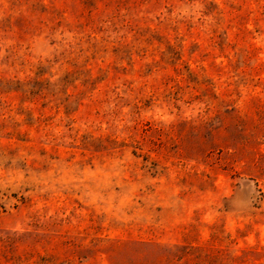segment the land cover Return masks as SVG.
<instances>
[{
    "label": "rangeland",
    "instance_id": "rangeland-1",
    "mask_svg": "<svg viewBox=\"0 0 264 264\" xmlns=\"http://www.w3.org/2000/svg\"><path fill=\"white\" fill-rule=\"evenodd\" d=\"M0 264H264V0H0Z\"/></svg>",
    "mask_w": 264,
    "mask_h": 264
}]
</instances>
